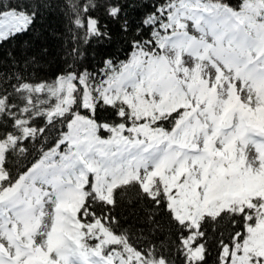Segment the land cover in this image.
Listing matches in <instances>:
<instances>
[{
    "label": "rangeland",
    "instance_id": "374dc122",
    "mask_svg": "<svg viewBox=\"0 0 264 264\" xmlns=\"http://www.w3.org/2000/svg\"><path fill=\"white\" fill-rule=\"evenodd\" d=\"M149 22L155 26L152 39L135 43L117 67L107 61L98 80L69 73L36 86L54 99L44 109L48 119L70 109L78 83L84 107L91 110L99 99L118 106L127 122L103 125L109 134L103 140L90 116L73 113L52 150L61 145L70 155L56 162L48 154L47 165L34 166L3 190L0 264H41L50 255L72 264H142L144 256L117 245L119 236L99 220L78 230L71 209L94 160L135 169L149 187L164 186L168 205L188 225L204 210L214 213L238 198L264 194V0H246L238 11L206 0H177L159 7ZM22 24L21 17L0 19V34ZM88 29L95 31L91 18ZM180 100L191 110L165 136L154 122ZM93 189L109 197L104 184L96 182ZM200 251L198 244L193 254ZM258 256L264 258V211L246 226L243 241L222 248L221 263L254 264Z\"/></svg>",
    "mask_w": 264,
    "mask_h": 264
},
{
    "label": "trees",
    "instance_id": "16d2710c",
    "mask_svg": "<svg viewBox=\"0 0 264 264\" xmlns=\"http://www.w3.org/2000/svg\"><path fill=\"white\" fill-rule=\"evenodd\" d=\"M171 1L43 0L50 5L43 7L42 0H0V19L9 15L23 18L18 30L0 36V194L52 151L74 112L91 116L99 125L127 122L116 105L96 100L91 111L82 107L80 86L70 109L48 119L44 109L54 99L35 87L70 72L76 76L87 73L98 80L106 61L117 65L127 59L135 42L152 39L155 26L148 18ZM206 1L237 11L246 0ZM34 6L35 22L29 25ZM89 18L95 31L88 29ZM190 110L188 102L180 100L154 124L171 137ZM97 134L103 140L109 137L100 128ZM69 155L66 148L58 147L54 157L60 162L59 157L64 160ZM96 182L105 185L108 198L95 193ZM154 184L145 185L134 169L121 168L115 162L103 167L94 160L85 169L79 199L71 209L79 231L99 220L119 236L117 245H129L144 256L142 264L157 259L164 264H221L222 248L243 241L247 224L263 213L264 195L259 192L221 205L214 213L204 210L194 226L188 225L168 205L164 186ZM198 244L201 251L193 254ZM263 263L262 257L255 262ZM44 264L71 263L50 255Z\"/></svg>",
    "mask_w": 264,
    "mask_h": 264
},
{
    "label": "snow or ice",
    "instance_id": "6c2138e0",
    "mask_svg": "<svg viewBox=\"0 0 264 264\" xmlns=\"http://www.w3.org/2000/svg\"><path fill=\"white\" fill-rule=\"evenodd\" d=\"M41 6H43V7H50L49 4L43 3V0H42ZM35 15H36V6L33 7V15H32V17L29 20V25H31V23H34L35 22ZM27 30H28L27 28L24 29L25 32H27ZM37 35H39V33ZM43 51L45 53H47V49L46 48L43 49Z\"/></svg>",
    "mask_w": 264,
    "mask_h": 264
}]
</instances>
